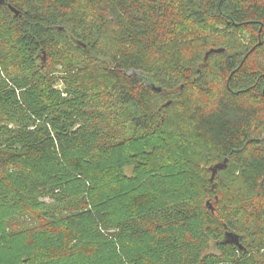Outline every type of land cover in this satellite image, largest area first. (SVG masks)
<instances>
[{"label": "trees", "instance_id": "obj_1", "mask_svg": "<svg viewBox=\"0 0 264 264\" xmlns=\"http://www.w3.org/2000/svg\"><path fill=\"white\" fill-rule=\"evenodd\" d=\"M6 40L18 52L0 60V250L23 240L31 264L77 246L114 264H264V0H0ZM192 147L206 166L227 159L213 183Z\"/></svg>", "mask_w": 264, "mask_h": 264}, {"label": "rangeland", "instance_id": "obj_2", "mask_svg": "<svg viewBox=\"0 0 264 264\" xmlns=\"http://www.w3.org/2000/svg\"><path fill=\"white\" fill-rule=\"evenodd\" d=\"M237 39H239V38H237ZM4 42H7V40L2 41V42L0 41V60L6 61L8 59H11L10 61L14 62V59L16 58V53L18 52V50L16 48H14V50H12L13 48L10 46H9L10 47V49H9L8 45L5 46L6 44H4ZM234 43H236V46H234L235 47L234 49L236 50V49L240 48L239 51L241 53H243V51H244L243 47L247 45L246 40H244V39H241V41L235 40ZM9 44L13 46V44H15V43H13V44L9 43ZM217 49H219V48H217ZM216 59L217 58L211 59L210 63L214 64ZM22 61H24V59ZM37 61H38V63L42 64V66L45 67L48 72H52L55 75H61L62 71H61V68L59 66L55 67L54 69H52V67L51 68L47 67V65H48L47 63L49 61L47 60V54L46 53H44V55H43V53H40L38 55ZM2 64H4V62L0 63V73L3 72L5 67H7V64H5V65H2ZM57 86L60 87V84H58ZM190 151L194 155L193 158L197 161L196 165H198L197 168H198L199 173H201V174L205 173L206 169H208L209 167H212L213 165L218 163V162L213 161V162H210L211 163L210 166L209 165L206 166V164H202V162H200V160L198 159V156L196 159L195 155H202V151L200 150V148H195V147L193 148L192 147V148H190ZM183 152L186 153L185 150ZM124 172L130 176L132 173V169L126 167ZM203 175L205 176V174H203ZM124 187H126V186H124ZM69 190H72V189H69ZM123 190H120V191H123ZM80 191H82L81 188H80ZM124 191L125 192H122V199L126 198L127 193L129 192L127 190H124ZM74 192L76 195H79V197H82V196L87 197V192H79V191L78 192L74 191ZM216 196L217 195L215 194L214 197L209 196L208 198H205V200H204V202H206V206L208 203L209 207L208 206L207 207H208V210H210L211 212H213L214 209H216V208H218V206H220L217 203L215 204V202H213L214 198H215V200L217 199ZM121 202L122 203H119V205L121 206V211H124L125 210L124 208L127 206L125 204H128L129 200L124 199ZM123 205H125V206H123ZM5 216L6 215H4V213H0V228H1V225H3L6 221H8L6 218L7 216L6 217ZM23 243H24V241L21 240L18 243H15L14 247L11 250H0V264H31V263H27L25 261V258H26L25 254H26V248L27 247ZM215 243L216 242L212 238H209L207 240V250L205 252L207 255L218 254V250L215 247L216 246ZM69 250H70L69 253L70 252L71 253L68 254L67 259L60 261L56 264H114L112 259L110 257H108L107 254H105V253L103 254L102 252H99L100 253L99 255H101V256L97 257V255L93 256V254H92L93 251L91 252V250H86V249H83V248L78 247V246H77V248H70ZM32 264H40V263L35 262Z\"/></svg>", "mask_w": 264, "mask_h": 264}, {"label": "water", "instance_id": "obj_3", "mask_svg": "<svg viewBox=\"0 0 264 264\" xmlns=\"http://www.w3.org/2000/svg\"><path fill=\"white\" fill-rule=\"evenodd\" d=\"M8 7H9L10 11H12L14 13L15 16L18 15V11L17 10H15L14 8H12L11 6H8ZM78 44L81 45V46H83V47H85L80 42ZM223 51H224L223 49H210V50H208L205 53V55H204V61L207 60V58L209 57V55L214 54V53H221ZM43 55H44V52H43ZM154 89L160 91L159 89H156V88H154ZM168 105H169V102L166 103L164 106L166 107ZM226 166H227V159H224L223 162L217 163V164L213 165L212 167H210L209 168V172L211 174V176H210V182L213 183L214 182V179H215V177H216V175L218 173V171L225 169ZM214 187H215V185L213 184L212 185V189H214ZM207 206H208V203H207ZM224 242L225 243H228V244H233V245L237 246L240 249L242 248L241 244L239 243L238 236L235 235L234 233H226L225 234Z\"/></svg>", "mask_w": 264, "mask_h": 264}]
</instances>
